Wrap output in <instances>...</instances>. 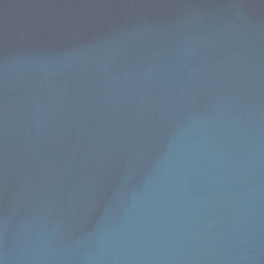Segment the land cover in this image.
Returning a JSON list of instances; mask_svg holds the SVG:
<instances>
[{
	"label": "water",
	"instance_id": "obj_1",
	"mask_svg": "<svg viewBox=\"0 0 264 264\" xmlns=\"http://www.w3.org/2000/svg\"><path fill=\"white\" fill-rule=\"evenodd\" d=\"M0 264H264V0H0Z\"/></svg>",
	"mask_w": 264,
	"mask_h": 264
}]
</instances>
